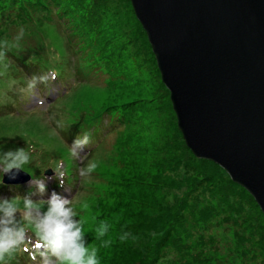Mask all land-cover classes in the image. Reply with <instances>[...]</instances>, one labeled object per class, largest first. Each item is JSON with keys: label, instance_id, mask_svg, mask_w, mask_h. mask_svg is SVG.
Wrapping results in <instances>:
<instances>
[{"label": "rangeland", "instance_id": "rangeland-1", "mask_svg": "<svg viewBox=\"0 0 264 264\" xmlns=\"http://www.w3.org/2000/svg\"><path fill=\"white\" fill-rule=\"evenodd\" d=\"M72 1L82 5L75 8L90 13L94 20L88 45L86 37L82 38L85 42L76 37L73 48L67 40L69 31L54 23L48 12L31 15L33 23H28L24 9H0L1 40H11L21 27L25 32L20 50L7 54L11 61L8 76L0 78V153L25 148L32 157L24 169L28 174L64 159L73 190L68 199L73 200L76 219L82 221L86 246L97 249L101 258L107 254L108 261L103 264H118L112 263L116 254L127 258L132 251L140 254L134 264H264L263 214L219 166L196 159L186 148L169 93L130 2ZM5 3L7 0H0ZM19 19L24 20L23 26ZM74 21L81 22L78 18ZM93 48L104 56L110 54L106 58L109 64L101 61ZM10 54L23 58L16 62ZM34 65L38 70L29 71L35 75L50 66L61 71L59 85L67 90L49 110L54 86H39L48 100L43 107L35 106L15 89L7 90L9 77L22 87L28 76L24 66ZM124 106L133 112L124 109V118L117 121L120 113L111 112ZM86 127L91 128L86 132L91 139H100L102 146L86 153L88 156L73 157L63 140L73 143L77 138L71 134ZM90 161L97 167L81 179L72 167H85ZM69 167L79 175V185L78 175ZM30 186L34 187L30 195L34 199L50 197L47 190L41 197L36 187ZM12 195L22 194L5 190L0 198ZM105 207L112 231L102 249L106 235L99 238L95 229ZM124 232L131 236L121 241Z\"/></svg>", "mask_w": 264, "mask_h": 264}, {"label": "water", "instance_id": "water-1", "mask_svg": "<svg viewBox=\"0 0 264 264\" xmlns=\"http://www.w3.org/2000/svg\"><path fill=\"white\" fill-rule=\"evenodd\" d=\"M129 2L186 148L219 166L264 216V0Z\"/></svg>", "mask_w": 264, "mask_h": 264}, {"label": "clouds", "instance_id": "clouds-1", "mask_svg": "<svg viewBox=\"0 0 264 264\" xmlns=\"http://www.w3.org/2000/svg\"><path fill=\"white\" fill-rule=\"evenodd\" d=\"M24 35V28L21 27L11 40H0V78L8 76L11 61L7 54L14 49L20 50ZM57 75L52 70L27 77L22 87H18L19 81L9 77L6 87L8 91L15 89L22 96L27 95L36 106L43 107L47 101L37 90L41 84L54 82ZM88 143L87 134L74 140L69 146L71 155L79 158ZM31 159L30 152L25 148L0 153V183L4 176L9 180L17 179L20 172H25V166L31 163ZM96 167L90 161L80 169L81 177L89 176ZM59 175L62 178L63 173ZM30 184L36 187L41 197L44 195L45 178H32ZM72 205V199L62 198L56 193H52L47 200H34L30 195L0 198V264H7V260L18 251L28 252L32 260L40 256L42 264H99L97 249L86 246L82 221L76 219L78 213ZM108 227L106 223H101L96 229L97 235L105 236ZM130 236L131 233L124 232L120 240Z\"/></svg>", "mask_w": 264, "mask_h": 264}, {"label": "trees", "instance_id": "trees-1", "mask_svg": "<svg viewBox=\"0 0 264 264\" xmlns=\"http://www.w3.org/2000/svg\"><path fill=\"white\" fill-rule=\"evenodd\" d=\"M6 6H16L17 8L24 9L25 15H29V21L30 22H28V23H33L34 17H32L31 15L38 16V14L40 12H48L51 17L55 18L54 23L62 25V27L64 26L66 28V30L69 31V32H67V34H68L67 39L70 42L76 43V41H75L76 37H79V38H77L78 40L85 42L82 38L86 37V44L88 45V42L91 40L90 26L92 24H94V20H93L92 16L90 15V13H88V14L87 13H81L80 9H78V8H82V5H76L72 0H7V3L0 4V9L5 8ZM75 7H78V8H75ZM76 18L80 19L81 22L78 23V21L77 22L74 21V19L76 20ZM19 22H21L22 26L24 25V20L19 19ZM14 26H15L14 24H9V27H14ZM68 26H71L70 30L68 29ZM1 35H2V32L0 31V36ZM93 50L99 54L101 61H103L106 64H109V62L106 61V58L108 56H110V54H108V56H104L100 53L101 52L100 50H95L94 48H93ZM35 53L37 54V51H35ZM10 56H12L15 59L14 61H16V62H18L17 60H20L21 58H23V55H21V54H19V55L10 54ZM37 68H39L38 65L24 66V70H26L27 72L29 70H37ZM109 109H106V110L108 112H110ZM124 109H126L127 112L130 114L133 112V110L124 106V108L120 109L119 112L114 110L111 113H120V117L122 119L125 116ZM210 163H212V162H210ZM212 164H214V163H212ZM218 168H220V167H218ZM112 183H114V181L111 182V184ZM109 194H110V190H108L107 195L110 196ZM104 210H106V207L101 209V211L99 212V216L97 217L96 225H97V223H99V220H100V223H106L108 225V222L110 221V217L108 219V214L104 213ZM108 210H110L109 206H108ZM106 219H107V221H106ZM96 225H95V227H96ZM97 228L98 227H96V229ZM96 229H95L96 234L95 233L94 234L97 236ZM111 231L112 230L108 229V232L106 233V238L100 244L102 249H104V247L107 246L106 242H108L109 235H110ZM99 242H100V240H98L97 244H99ZM116 242L118 243V241H116ZM112 247L114 248V250H116L115 242L113 243ZM129 251H132V250L129 249ZM132 252L134 254L130 255L127 258L125 257L124 254H116V257L112 258V263L117 262L118 264H134L135 261L137 260V258L140 256V254L136 253L135 251H132ZM97 257L99 260V264H101V263L103 264V263H106V261H108L107 254L103 255V258H101L99 254H97ZM13 259H14L13 262H9V264H20L19 262H20L21 258L19 256L17 258H13Z\"/></svg>", "mask_w": 264, "mask_h": 264}]
</instances>
